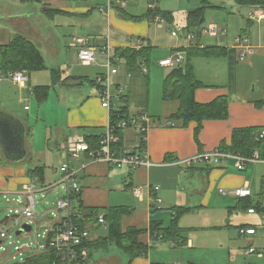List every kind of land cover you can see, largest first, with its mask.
Wrapping results in <instances>:
<instances>
[{
  "label": "crops",
  "instance_id": "crops-1",
  "mask_svg": "<svg viewBox=\"0 0 264 264\" xmlns=\"http://www.w3.org/2000/svg\"><path fill=\"white\" fill-rule=\"evenodd\" d=\"M30 1H36L44 5L42 12L47 18L52 19L51 22L55 21L57 16L76 18L75 20L78 24L77 26H73L75 31L76 28H80L81 26L86 29L94 26L96 18L93 10L95 9L100 12L99 8L106 6L108 3V0H4V2L0 0V4L2 5L0 8V21H6V23L0 22V46L9 43L17 34H21L33 42L34 39L41 37L43 21L40 20L38 23H33L29 14H22L23 10L21 7L12 10V6H22ZM229 1L231 2V0ZM74 2L76 6L72 7ZM111 2L113 9L110 15L107 16L106 13H101L109 21L111 20V23L109 22L111 29L120 37L118 42H112L114 50L117 48H127L130 43L135 46L137 44L135 39H139L138 41L142 42L145 46V38H148L149 35L150 26L148 24L155 23L154 18L151 20L136 19L152 10V6L155 5L153 0L149 1V3H145L144 0H132L125 7L118 0H111ZM187 3L194 8L187 11L186 24L188 13L200 7H196L199 1L193 2L192 0H187ZM93 5H96V8L93 9ZM213 6L219 8V6ZM143 7L148 8L146 12H142ZM155 7L154 10H161L158 6ZM104 8H107V6ZM247 8L249 9L246 20L247 25L243 30L245 32L242 33L248 34L247 27L250 25L248 27V36L255 48V54L244 63L238 62L237 59L238 63L235 65L233 82L230 79V67L235 62L230 61V59H227V64L222 63L220 68L209 61L211 59H204L206 63L211 62L201 68V72L205 76H202L192 62L196 77L206 86L196 91L197 102L206 104L220 96L230 97L229 119L227 121L205 122L199 135L201 146H198L195 140L194 129L196 125L194 123L190 124L188 128H182L181 123L178 122L176 124L173 122L175 126H166V123L170 121V117L178 111L179 103L175 101H163L160 116L152 117L148 111L141 110L148 113L160 125L154 126L148 136L147 153L152 166L141 168L131 173L126 168L116 169L104 163L95 162L88 153H83L79 159H74L66 151V145L70 138L75 136L100 138L105 133L108 123V112L102 108L98 85V90H94V95L92 96H90L91 94H79L75 97L76 95H70L65 91L59 94L58 101L52 103L49 112L54 114L52 111L55 110L54 123L48 120L49 117L46 116L45 109H43L45 110L44 116H41L43 113L41 109L39 112L40 118L38 114L36 118L28 116L27 121H22L14 114V111L8 109L7 112L3 102H0V115L13 119V123L9 121L10 128H7L10 129L9 132L3 133L6 149L9 150L5 151L0 146V198L5 199L7 196L18 195L23 197V204H25L26 198L21 193L25 186L33 185L36 192L35 202L37 196H41L39 203L41 206L38 207L37 202L35 205L34 223L38 227L46 228V230L49 229L51 225L57 222L58 213L55 206L64 197L63 188L62 186L53 187L45 195L40 193V190L58 182L61 177L60 167L68 163L72 169L79 171L78 180L83 190L78 200L83 208L87 210L101 209L103 211L101 215L106 214L111 208H127L130 214L122 219L123 230L135 228L144 231L139 240L147 247V254L136 258L132 264H155L148 258H143L148 257L149 245L151 243L164 241L159 236L152 237L150 234V224L152 221L163 223L157 214L154 215L155 211H157L156 208H158L157 205L169 208L170 212L171 209L176 207L192 208L193 210L201 208L205 210L211 206L216 191L219 194L220 190L232 193L236 189L245 186H249L251 189L250 176L238 172L233 161L225 162L220 166L202 163L192 166L186 164L187 160L199 154L220 148L221 143L224 141L229 144L233 129L264 128V8ZM167 13H169V21L174 22L172 13ZM251 14H255L256 16L250 20L249 16ZM165 21L168 20L165 19ZM9 22L16 26L12 32L8 25ZM213 24L217 26L214 22L209 23L208 26ZM204 27H200L199 30H192L196 34H194L195 38L191 42L186 37L192 31H184L188 46L175 49L177 52L175 51L174 55L180 53L182 56H186L185 53L178 50L192 47H223L236 50L237 54L239 53L234 48L235 38L229 39L228 36L226 38L223 37L226 36L227 31H220L218 27V35L213 37L217 39L218 45H207L203 41L205 35L201 34V29ZM107 32L110 34L109 31ZM224 32L226 34H223ZM242 33L238 34V36L242 35ZM108 34L106 33L100 38L104 39ZM107 38H111L110 35ZM232 39L233 42H231ZM34 43L36 44V42ZM103 43L98 39L92 45L102 47L106 44ZM151 47L153 46L151 45ZM184 65L185 61L183 59V64L178 68H182ZM118 68L122 79H125L129 72L125 69L122 61H120ZM221 73L223 74L222 76ZM6 78L10 77H3L0 74V98L4 96L2 91L3 84L7 82L5 81ZM83 78L85 77L70 76L65 81L61 79L60 83L65 87L82 86ZM12 83L20 90H26V85L25 87H21L13 81ZM232 84H234L233 90ZM31 90V88L28 89L29 93H31ZM130 97L131 90L128 92L127 105L131 99ZM74 99L76 100L74 101ZM258 103L259 106L257 105ZM26 110L29 111V107ZM129 113L131 114L130 109ZM135 113L138 112H134L133 114ZM33 120L34 122L36 120L37 127L39 126L38 121H41V124L44 126L40 141L38 140L39 134L37 129L32 127ZM41 140L43 141L41 142ZM123 144L124 149L127 151L132 152L137 150L140 145L139 134L132 130L124 131ZM169 158L174 161H167ZM84 166L86 167L83 168ZM36 168H44L43 179L29 174L30 170ZM155 186L160 187V191L157 193L152 192ZM263 188L264 180H262L261 193H263ZM136 189H142V194L137 195L135 193ZM261 193L260 195L264 196ZM156 197L162 200L161 204L155 202ZM227 197H232L236 202L238 200L232 195ZM43 199L46 201L42 202ZM78 200L74 201L76 208L79 205ZM230 209L233 208H229L228 210ZM6 220H9V218H6ZM212 227L221 226L215 225ZM221 228L224 229L225 227ZM238 230L240 231V229ZM256 231L258 232V229ZM253 236H243L249 242V246L254 242ZM91 238L96 239L92 237V234ZM181 239L183 241L179 242L180 244H178V241H171L174 244L171 243V246L173 248L178 246L194 247V242L191 238H184L181 234ZM2 243L3 240L1 239L0 244Z\"/></svg>",
  "mask_w": 264,
  "mask_h": 264
},
{
  "label": "rangeland",
  "instance_id": "rangeland-1",
  "mask_svg": "<svg viewBox=\"0 0 264 264\" xmlns=\"http://www.w3.org/2000/svg\"><path fill=\"white\" fill-rule=\"evenodd\" d=\"M2 1L4 2V0ZM144 1L145 3H149L151 0ZM192 1H199L196 6L199 7L205 0ZM209 1L212 5L219 6V10H207L205 27L209 23L214 22L220 31H227L226 36L223 37L226 38L228 36L229 39L236 38L238 34L245 32L243 30L247 25L246 20L249 10L247 7L237 5L233 0L231 2L229 0ZM153 3L161 9L160 11L163 10L162 12H171L174 22L166 21L164 28H158L156 23L148 24L150 26L149 35L148 38H145V41L146 45L150 44L153 46L151 61L147 66L149 73L146 75L143 73L136 74L131 78L126 76L125 79H122L120 74L111 76L112 83H120L127 92L131 90V99L128 102L131 114L145 110L152 117L160 116L162 111L164 80L173 70L178 68L177 65L174 68L161 67L160 62L172 58L176 51L175 49L188 46V42H186L184 36V31L187 28L186 14L188 10L194 8L187 3V0H153ZM25 5L12 6V10L21 7L23 10L22 14H29L33 23H38L40 20L43 21L42 35L40 38L34 39V42H36V45L42 52L47 69L31 73L30 77L27 76L26 90H20L12 83L11 78H6L5 81L7 82L3 84L2 91L4 96L0 98V102H3L7 112L8 109L14 111V114L22 121H27L28 116L36 118L42 109L43 113L41 116H44L46 110V116L49 117L48 120L54 123L55 110L52 111L54 114L49 112L52 103L58 101L59 94L65 91L70 95H76L75 97L79 94H91L90 96H92L94 95V90H98L92 81L95 80L98 74H107V69L104 66L106 57L100 53L101 46L97 45L98 47H95L97 49V65L90 67L83 66L78 59V50L71 47L73 36H89L92 39V43L97 42L99 39L101 42H104L103 44L106 43L108 35H110L112 42H118L120 37L111 29V25L109 24L111 20L109 21L104 14L94 9L96 5L92 6L96 18L94 26L90 29L81 26L80 28H76V31L73 27L78 24L75 20L76 18L57 16V19L51 22L52 19L47 18L43 14L42 9L44 5H41V3L30 1ZM75 6L76 3L74 2L72 7ZM1 7L2 5L0 4ZM147 9V7H143L142 12H146ZM72 21L73 23H71ZM0 22L6 23V21ZM8 25L11 32L16 27L10 22ZM247 30L249 34L248 27ZM172 31L176 32L178 36H172ZM106 33L108 35L104 39L100 38ZM191 33L196 34L195 31ZM138 40L135 39L136 42ZM216 40L207 36L203 37V41L207 45H218ZM219 42L222 43L221 41ZM231 42H233V39ZM183 59L186 62V56L183 55ZM209 61L220 68V65L222 63L227 64L228 60L227 58H222L211 59ZM192 62L202 76H205L201 72V68L211 62L206 63L204 59L199 58L192 59ZM52 70L58 71L61 79H64L63 81L70 78V76L85 77L82 79L83 85L65 87L60 82L55 83ZM38 86L51 87L47 101L41 105L38 104L33 95V89ZM30 88L32 89L31 93L28 91ZM25 107H29V111ZM35 122L32 124V127L37 129L39 134L38 140L40 141L44 126L41 124V121H38L39 126L37 127V123ZM240 173L250 176L254 205L264 200L263 195H260L262 192V180H264V164L250 165L246 171ZM40 201L41 196L38 195L36 198L38 207L41 206L39 204ZM45 201L43 199L42 202ZM18 203L24 205L23 197L11 195L5 199L0 198V234L1 232H6L8 235L3 240V243L0 244V264H20L23 260L39 254L38 245L44 246L46 243L44 235L48 229L38 227L33 219L25 220L24 217L22 219V214H16L15 211L17 209H23L22 205L19 206ZM236 203V200L232 199V197L222 196L216 191L209 208L205 210L201 208L192 210L190 213L183 214L178 221L179 228L183 230L182 237L191 238L194 242V247L178 246L173 248L171 241H157L149 245V255L143 259L148 258L155 264H264V228L258 227L261 224V216H251L243 210H233V212L230 211L231 209L228 210L229 208H235L237 206ZM157 207L161 209L156 208L157 211H155L154 215L157 214L158 218L163 221L164 226L169 227L174 219L173 213L167 207H160L159 205ZM55 208H57V205ZM18 215L21 216V221L20 225L16 227L13 217ZM6 218H9V220H6ZM4 221L5 223H3ZM26 222L33 227L31 233H25L21 229L22 225ZM215 225L225 228L212 227ZM241 225H251L258 228L257 234L253 236L254 242L251 246H249L247 239L239 234L238 229ZM38 233L40 234L39 239ZM91 234L93 238L105 237L107 231L94 228V230H91ZM17 248H21L22 251L18 252ZM250 248L257 250V253L248 254ZM130 259L131 257L128 254L122 253L116 246L112 245L107 251L93 252L88 264H129Z\"/></svg>",
  "mask_w": 264,
  "mask_h": 264
},
{
  "label": "built area",
  "instance_id": "built-area-1",
  "mask_svg": "<svg viewBox=\"0 0 264 264\" xmlns=\"http://www.w3.org/2000/svg\"><path fill=\"white\" fill-rule=\"evenodd\" d=\"M132 0H118L122 6H127L128 2ZM112 2L108 0L107 8L100 7L99 10L102 13H106L107 16L110 15L112 11ZM156 5L152 6L154 10ZM261 16L260 14H258ZM256 15L251 14L249 19H253ZM154 22L157 24L158 28H164V23L166 22L162 17H155ZM172 36L177 37L178 34L174 31L171 32ZM201 34L209 37H216L218 35V28L215 24L204 27L201 29ZM223 34H226L224 32ZM193 33L187 34V40L192 41L195 37ZM144 45L142 42L138 41L135 46L131 43L129 47L140 49ZM73 49L78 50V59L83 66L90 67L97 65V49L92 45V39L89 36H74L72 38ZM234 48L239 51L237 54L238 62H247L254 54L255 48L251 44V40L248 34H242L235 38ZM100 53L106 57V63L104 64L107 69V74H99L96 76L94 82L99 87V98L101 101L102 108L108 112V123L106 126L105 133L100 137L97 145V149L92 150L86 138L83 136H75L70 138L66 145V151L68 155L74 159H79L83 153H88L93 161L104 163L116 169H129L131 173L136 172L141 168L151 167V162L147 153V142L148 136L151 129L160 125L155 119L149 116L146 112H138L135 114H119L117 120L112 119V113L120 111L121 107L127 105L128 92L121 84L112 83L111 76L119 74L118 65L115 63H120L119 59L114 55V47L110 38H107V43L103 45L100 49ZM183 64V56L178 53L172 58L162 60L160 62L161 67L174 68L176 65L180 67ZM140 71L143 74H148L149 70L145 63H141ZM9 77L12 81L25 87L27 83V74L25 72H17L10 74ZM128 78L132 77V74L127 75ZM28 109V107H26ZM166 126H175L173 122L169 121ZM127 131L132 130L139 134L140 145L135 151H127L123 148L119 149L116 144L119 138L116 136V131ZM260 140H264V128L262 129L260 135ZM233 161L235 163V168L238 172L246 171L250 165L264 164V159L261 157L259 151H255L251 156L246 157L240 153H229L223 151L221 148H216L211 152L202 153L195 156L192 159L187 160V165L192 166L194 164H206L220 166L225 162ZM84 166L83 168H85ZM61 177L58 182L46 188H42L40 193L45 195L50 189L56 186H62L64 197L57 202V222L51 225L46 231L44 237L46 243L44 246L39 247V251L43 253L46 251V246L49 245L50 248L56 250L60 253L65 261V264H88L90 263V250L89 249H79L82 247L84 241L90 240L91 238V228L108 230V224L105 220L104 215L98 217L97 222L92 226L84 230H81L77 221L85 220L91 221L86 211L78 209L75 207L74 201L78 200L82 195V186L78 180L79 171L72 169L68 163L63 164L60 167ZM160 191L159 186H155L152 189L153 193ZM35 189L33 185L25 186L22 195L25 196L26 202L24 205L18 203L19 206L22 205L23 209H17L15 213L22 214V219L31 220L35 216ZM135 193L137 195L142 194V189H136ZM220 194L223 196L232 195L236 199H246L252 198L253 192L249 186L236 189L232 193H228L226 190H220ZM264 194V188H263ZM264 197V196H263ZM157 204H161L162 200L156 197ZM248 215H260L261 224L259 228H264V200L259 201V211L256 209L248 210ZM21 216H15L14 222L15 226L20 225ZM85 216H88L85 218ZM27 223V222H26ZM25 223V224H26ZM31 225V224H30ZM258 228H246L240 229L239 234L241 236H253L256 235V230ZM56 233L53 238H50V234ZM38 239L40 234L38 233ZM8 237L6 232H1L0 238L5 240ZM163 239L162 236H159ZM33 243V242H32ZM181 243V242H180ZM173 244V243H172ZM174 245V244H173ZM18 252H21V248H17ZM254 249H250L248 254L256 253ZM1 260V259H0ZM24 261V260H23ZM22 261V262H23Z\"/></svg>",
  "mask_w": 264,
  "mask_h": 264
},
{
  "label": "trees",
  "instance_id": "trees-1",
  "mask_svg": "<svg viewBox=\"0 0 264 264\" xmlns=\"http://www.w3.org/2000/svg\"><path fill=\"white\" fill-rule=\"evenodd\" d=\"M239 6L264 8V0H234ZM208 9H219L214 7L209 0L202 2L199 8L191 10L187 15V28L186 32L192 30H199L206 24V14ZM57 13V12H54ZM52 13V14H54ZM163 17L169 22V13L162 12L160 10H149L144 16L139 17L136 20H151L155 17ZM135 19V18H134ZM250 27V25H248ZM190 33V32H189ZM186 54L185 66L173 70L164 80L162 99L164 102L175 101L179 103L178 111L170 117V121L181 123L182 128H188L192 123L196 125L194 129V136L198 146H201L199 141V135L203 129L204 123L207 121H227L230 117V97L220 96L210 103L201 104L196 101V91L198 89L205 88L196 77L194 66L192 65V59H221L227 58L230 61L235 62L231 65L230 79L234 80V70L237 62L236 50H230L223 47H205L198 48L192 47L187 49L178 50ZM153 47L150 44L143 46L140 49L131 47L117 48L114 50V55L123 62L125 69L129 74H140V65L145 63L147 66L151 61V54ZM120 65V63H115ZM233 64V63H232ZM46 64L44 57L40 49L29 38L17 34L9 43L0 46V74L3 77H8L10 74L17 72H25L27 76L34 72L46 70ZM55 77V83L60 82L61 75L58 71L52 70ZM97 86L95 82H92ZM234 84H232L233 90ZM49 86H38L33 89V95L38 104H43L49 97ZM264 104V101H263ZM259 106V103L257 104ZM128 105L121 107L120 111L112 113V119L115 121L119 114H128ZM263 128H238L233 129L230 143L226 141L222 142L220 148L229 153H240L243 156L249 157L255 151L261 153V157L264 159V140L259 139V135ZM116 136L119 138L116 147L121 149L123 144L124 131H116ZM30 133V132H29ZM100 138L87 137L86 141L89 143L92 150L97 149V145ZM173 162L174 160H167ZM31 176H38L40 179L44 177V168H36L30 170ZM263 194V193H262ZM78 209H82L87 212L91 221L79 220L77 221L81 230L93 226L98 217L102 214L101 209L87 210L83 208L78 200ZM237 206L233 210H243L248 212L250 209H256L259 211V202L254 205L252 198L237 200ZM192 208L176 207L171 209L174 214V219L169 227H164L162 222L152 221L150 224V234L152 237L162 236L164 241H178L182 242L181 234L182 230L178 226L180 217L185 213H190ZM130 211L125 207L111 208L106 214H104L105 220L108 224L107 235L105 237H98L96 239H90L84 241L82 247L79 249H89L90 259L92 253L96 251H107L110 246L114 245L122 253L128 254L131 259L129 264H132L136 258H139L147 254V247L140 242L139 238L144 231L137 230L135 228H128L123 230L122 219L128 216ZM88 216H85L87 218ZM256 228L251 225H244L239 229ZM56 233L50 234V238H53ZM20 264H65L63 257L56 250L46 246V251L41 254L25 259Z\"/></svg>",
  "mask_w": 264,
  "mask_h": 264
},
{
  "label": "water",
  "instance_id": "water-1",
  "mask_svg": "<svg viewBox=\"0 0 264 264\" xmlns=\"http://www.w3.org/2000/svg\"><path fill=\"white\" fill-rule=\"evenodd\" d=\"M9 121L13 123L12 118L6 117L5 115H0V146H2L5 151H7L9 149H6V142L4 140L3 133L9 132V130H10V129H7V128H10V122ZM21 229L25 233H31L32 232V226L30 224H27V223L23 224ZM18 234H20V232H18Z\"/></svg>",
  "mask_w": 264,
  "mask_h": 264
}]
</instances>
